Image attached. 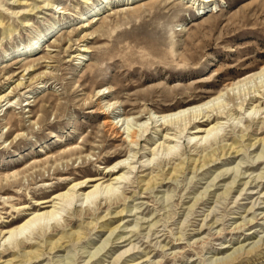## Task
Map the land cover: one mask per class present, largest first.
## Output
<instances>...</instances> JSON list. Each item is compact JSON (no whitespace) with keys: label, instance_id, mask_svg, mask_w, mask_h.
Returning <instances> with one entry per match:
<instances>
[{"label":"rangeland","instance_id":"rangeland-1","mask_svg":"<svg viewBox=\"0 0 264 264\" xmlns=\"http://www.w3.org/2000/svg\"><path fill=\"white\" fill-rule=\"evenodd\" d=\"M117 2L0 0V97L16 96L14 107L6 110V100L0 108V230L25 218L20 205H34L127 156L125 135L104 128L93 97L98 90L111 91L118 112L146 107L158 115L160 107L196 103L264 65V0H217L205 9L203 0ZM54 21L63 24L50 31ZM81 45L89 52L79 60ZM19 80L26 84L16 87ZM249 86L264 92V83ZM263 111L245 113L256 117L249 127L245 118L240 127H227V142H203L204 167L195 162L201 153L191 130L177 139L176 153L164 151L152 161L149 142L140 151L146 157L120 185V204L109 209L104 199L102 210L81 216L75 202L54 234L50 224L43 230L53 240L62 236L61 248L30 236L24 250L1 244L0 264H112L123 253L119 264H264ZM145 137L157 140L160 132L151 129ZM225 143L228 150L233 143L228 152L220 148ZM244 218L253 221L233 233ZM29 249L32 255L25 254Z\"/></svg>","mask_w":264,"mask_h":264},{"label":"bare ground","instance_id":"bare-ground-1","mask_svg":"<svg viewBox=\"0 0 264 264\" xmlns=\"http://www.w3.org/2000/svg\"><path fill=\"white\" fill-rule=\"evenodd\" d=\"M118 1L130 3L135 0ZM203 1L205 5L201 9H205V7H207L209 4H216L217 0ZM103 2H98L96 5H94L95 11L100 9V6ZM192 4L195 5V2ZM201 9H199V11ZM83 17L84 15L81 14L82 19H84ZM61 24L63 23L54 21L51 24L50 31L54 30L55 27L60 26ZM48 33L49 30L36 37L35 42L29 45H24L23 54H28L26 48H31L35 44H39L41 39L45 38ZM19 50H21L20 47H18L15 51L8 52L7 54H12V52H17ZM78 51L79 53L76 55V57L77 59L82 60L85 59L86 53L89 52V49L86 47V45H81V47L78 48ZM30 67L27 69L29 71L28 73L31 71ZM39 80H41V76L38 77V81ZM43 81L44 79L40 83H43ZM250 83H264V65H262L256 71L250 72L243 77L232 80L227 84L225 83V87L223 89L213 95H210L208 98L204 99L202 97L199 99H194V101H198L196 103L188 104L179 108H175L174 106L172 108L160 107L159 110L161 113L158 115H151V111H149L146 107L137 114H134V112H131V110L118 112L117 110L120 107V105H118L119 102L113 101V99H108L109 93L111 91L106 92V90L103 89L98 90L93 97H97L96 100L100 101L99 104L103 109L101 112L105 115V119L103 120L104 128L107 130L106 132H111L110 134H115L114 136L116 137L117 135H125L124 142H128L127 156L124 155V157L118 159L112 165L107 166L102 172H97V174L89 175L83 179L74 180L67 188L54 193L52 196L39 200L34 205H20L19 209L23 211V216H25V218L17 224H12L11 226L0 230V245L2 244L5 246L15 242L16 247L24 250L25 248L27 249L31 247L26 241L30 236H33L34 239L38 238V236H42L51 240L53 243V249L61 248L62 244L59 240L62 238V236L56 240H53V237L47 231H43L44 228L50 224L52 232L51 234H54L55 229H57L59 226H62L63 223L66 222L65 216L62 215V212L67 211L68 214H70V207L78 201H80L81 204H76L75 209L81 214V216H90L92 215V212L97 213L98 211L102 210V201L104 199H107L106 205L109 206V209L114 208V206L117 204H120L124 193L123 190L120 192V185L128 182L130 174L133 173V170L136 168L135 164L138 163V161L143 157H146L142 156L144 155V152L141 153L140 151L147 149L151 142V145H154V148H150L148 152L152 156L148 157V161L156 159V156H159V154H164V151L167 153H165L166 155L176 153L178 149L177 139H182L184 132L186 130H191L189 138L192 140L197 139V143L194 146L201 153V157L198 159L196 158L195 162H198L199 160V165L201 164L200 167H204L209 162V160L207 159L206 154H204L208 147L206 143L203 144V142H210V144L213 145V142H215L214 138L222 140V142H227V135H225V130L227 127H240L239 123L242 122L243 118L247 119L246 124H248L249 127L251 126V121L253 122L256 119V117L253 115H257V113H260V111L264 109V92L260 89L250 90ZM24 84L26 83L23 82V80H19L16 87H22ZM26 87L28 86H24L23 88ZM247 89L248 91L246 93L244 92V98H241V102H235L237 99L236 96ZM26 92L32 93V89L26 90ZM11 96V94H7V96L4 95L0 97V108L4 107L3 103L6 100L7 103L5 105H8L6 110L14 107V102L16 103V96L14 99L9 98ZM28 98L30 97L28 96ZM104 101H106L105 104H103ZM231 102H233V105H231ZM26 104L30 106L32 102L29 101ZM249 110L251 112L253 111L254 114L252 116L246 117L245 113H249ZM262 113H264V111ZM147 115H149V117ZM236 120L239 121L235 122ZM122 128L123 131L121 130ZM151 129L157 130V133L160 132V137L157 140H147V137H145L147 132ZM240 134L242 138L245 136L241 129ZM143 141L146 142L144 148L141 147V143ZM199 142H201V145H199ZM233 143H235V141H233ZM233 143L231 144L229 150L233 148ZM227 146V143H225L220 148H222L224 152H228L229 150L227 149ZM115 154V157H120L122 151ZM170 163L171 161L166 162V165ZM176 168L177 165H172L169 173L174 174L176 172ZM148 169L155 170L153 166L149 167ZM151 182L152 180H149V183ZM155 184L156 183L153 185ZM93 203L97 205V207H94L95 209L91 208V204ZM84 204L86 205L85 207ZM124 211L125 208H122L121 210L117 211L116 214H122ZM110 213L111 212L107 211L105 217ZM261 214H263L262 218L264 219V213ZM250 221H253V219L245 221L244 218L242 221L238 222L234 227H232L233 229L231 231L233 233L243 232ZM116 229L117 228H113L111 230V234L107 239L108 242L111 236L115 233ZM221 235L222 234L220 232L217 237H221ZM204 238L206 239V237H201L198 239V241L200 243L206 241ZM107 241H105V243L108 244ZM107 244L103 247L105 248ZM227 247L229 246H223V248ZM27 252L32 255L33 249H29V251H26L25 254H28ZM95 254H93L91 258ZM123 255L124 253L116 257L112 264H119V261L122 259ZM158 263L160 262H156L155 264Z\"/></svg>","mask_w":264,"mask_h":264}]
</instances>
